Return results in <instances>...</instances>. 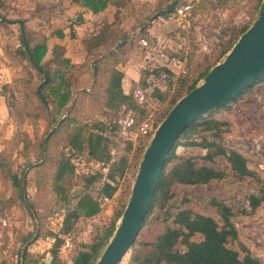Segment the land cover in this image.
I'll use <instances>...</instances> for the list:
<instances>
[{
  "label": "rangeland",
  "instance_id": "obj_1",
  "mask_svg": "<svg viewBox=\"0 0 264 264\" xmlns=\"http://www.w3.org/2000/svg\"><path fill=\"white\" fill-rule=\"evenodd\" d=\"M263 1L129 3L115 15L112 24L104 19L101 35L95 37L94 32H89L82 41L85 46L77 38L65 42L74 61L79 60L83 46L88 58L82 65L61 66L67 71L72 97L59 113L48 89L60 83L59 67L52 65L53 56L46 66L55 74V80L44 90L49 97V106L45 107L37 97L43 77L19 53L21 40L11 30L13 27L19 31V25H10L6 20H24L37 12L38 21L28 25V39L33 46L47 42L52 46V35L69 30L75 23L68 11L70 2L0 0V23L6 36L2 37L5 44L0 46V263H14L40 238L51 246L55 237L61 236L64 244L60 252L71 259L104 237L127 207L145 151L162 120L187 93L184 87L200 86L205 74L224 61L257 20ZM115 70L124 75L127 100L117 109H108L107 89ZM212 119L222 123L221 130L202 132L197 142L205 137L227 151L239 152L255 177L240 178L226 158L212 164L201 161L200 165L224 171V178L208 185L174 186L175 198L169 207L173 212L191 209L220 221L211 203L226 204L232 209L238 233V239L229 247L242 258L249 253L264 264V204L253 211L249 200L251 196L263 197L264 82L213 113ZM76 125L103 130V139L97 143L101 162L88 153L79 154L69 145L68 132ZM180 143L176 154L181 157L202 158L208 153L202 147L185 146V140ZM14 176L22 181L18 188L13 185ZM90 176L98 180L86 189ZM107 183L117 190L111 200L103 203L102 217L82 219L70 234L64 235L68 211L86 193L101 197ZM168 226L172 224L166 221L165 214L155 210L138 245L152 243ZM194 240L201 241L202 237L198 235ZM132 253L133 250L125 257V264H131Z\"/></svg>",
  "mask_w": 264,
  "mask_h": 264
},
{
  "label": "trees",
  "instance_id": "obj_2",
  "mask_svg": "<svg viewBox=\"0 0 264 264\" xmlns=\"http://www.w3.org/2000/svg\"><path fill=\"white\" fill-rule=\"evenodd\" d=\"M74 1L80 7L91 11L93 14L105 12L110 6L116 7L120 12V10L125 9L131 2V0ZM174 5L176 4L174 3L170 9L172 12L174 10ZM6 21L10 25L15 24V22ZM19 23L21 31L19 36L21 40L19 53L29 62L30 66L43 77V82L38 87L37 97L45 107H48L49 97L44 90L46 87L52 85L55 80V74L51 71V68L46 66L48 62H45V58L49 52V47L46 43L31 46L27 36V27L23 22ZM55 34L58 38H64L62 31H57ZM52 56V65H58L59 67V70L57 71L59 75L57 76L59 77L58 79L60 80V83L54 87H48V89H50L51 93L55 97V106L57 111L61 113L64 109H66L72 97L70 91L71 83L68 81L66 75L67 71L65 68L62 69L61 66L63 65L67 67L71 63L69 59L65 58L64 47L55 46L52 51ZM210 71L205 74V78ZM123 79L124 75L120 71L115 70L112 72V80L110 81L111 84L107 89V101L105 103L106 108L117 109L120 103L127 100L122 88ZM262 82H264V76L258 83ZM258 83L253 84L250 88ZM184 88H187V93L184 95L185 97L196 88V85L191 88L188 86ZM250 88L246 89L238 98L242 97V95H244V93ZM182 98L183 97H181V99ZM179 101H177L175 105ZM229 104L223 108L228 107ZM212 115L213 113L194 124V126L190 128L181 139L186 141V143H182L185 146H198L208 150L207 155L202 158H184L177 155L176 148L179 144H181L180 140L176 148L169 156L157 195L144 225L145 227L150 216L155 212V210H158L159 212L165 214L166 221L170 222L172 227H166L165 231L158 235L152 243H140L138 245L137 241L132 249L133 253L131 264H262L260 260L252 257L249 253L242 258L239 252L229 247L231 241H236L238 239V233L232 221V209L226 204L215 201L211 203L212 207L215 208L217 214L220 216V221L208 215L195 213L191 209L178 208L177 211L173 212L171 207H169L170 202L175 198V195L172 192L174 186L208 185L214 181H220L224 178V171L217 170L211 166L200 165L199 163L201 161H206L212 164L218 158H226L232 170L240 178L255 177V174L248 167L247 159L239 152L227 151L224 147L206 140L205 137L202 138L201 142H197L199 138L198 135L200 133L216 132L221 130L222 123L212 119ZM102 131L103 130L96 129L94 127L92 128L88 125H76L70 128V131L68 132L69 145L79 154L88 153L94 160L101 162L102 159L98 154L97 143L103 139L100 135ZM97 180L98 177L90 176L86 179V184L92 185ZM12 181L13 185L17 188L22 185V181L18 178V176H14ZM116 190L117 189L113 184L107 183L102 192L108 198H112ZM57 194L59 196L61 195L60 197L63 196L60 189H58ZM262 194L263 197L261 198L257 196H251L249 198L253 211H256L264 204V187L262 188ZM101 210V205L97 201H95L91 196H85L78 203L75 210L66 216L64 223L65 234H69L71 232L80 216L92 218L98 215ZM124 211L125 210L118 214L114 223L111 225L104 237L97 238L93 245H90L86 250L81 251L74 258V264L96 263L108 242L114 235L117 229V223L122 218ZM198 235L202 237L201 241L194 240V238ZM62 243V239H58L55 248L52 250V256L54 259L53 264H60L59 252ZM179 247H184L185 250H180Z\"/></svg>",
  "mask_w": 264,
  "mask_h": 264
},
{
  "label": "water",
  "instance_id": "obj_3",
  "mask_svg": "<svg viewBox=\"0 0 264 264\" xmlns=\"http://www.w3.org/2000/svg\"><path fill=\"white\" fill-rule=\"evenodd\" d=\"M264 76V1L259 16L204 82L183 97L155 131L120 223L95 264H121L150 213L170 154L201 119L237 99ZM48 257L45 264H52Z\"/></svg>",
  "mask_w": 264,
  "mask_h": 264
},
{
  "label": "crops",
  "instance_id": "obj_4",
  "mask_svg": "<svg viewBox=\"0 0 264 264\" xmlns=\"http://www.w3.org/2000/svg\"><path fill=\"white\" fill-rule=\"evenodd\" d=\"M58 1H59V3H60V1H62V4L66 3L65 1H69L70 2L71 5H69L68 11L73 15L72 18L73 19L75 18V21H74L75 23L72 24V26H73L72 28L73 29L70 28L69 30H59V31L63 32L64 38H58L55 33L52 35L51 42H53L52 43L53 45L51 46L49 42L46 43L48 45V47H49V52H48V54H47V56L45 58V62H47V60L49 58L52 59V51H53L54 47L55 46H61V47L65 48V58L69 59L71 61L72 65H76L77 66V65L85 64L86 60L88 58V52H86V47H84L85 44H83L82 41L84 40L85 37H87V34L89 32H94V36L95 37L101 35L102 33L100 32V29H102V28L100 27V25L103 23L104 19L105 18L107 19L108 24H112L116 20V16L115 15H119L120 14L119 10L116 7H114V6H110L105 12H102V13H99V14H93L91 11L80 7L74 0H73V3H72V0H57V2ZM135 1H140V0H131V2H135ZM142 1H145V0H142ZM31 2H33V1H31ZM37 4H41V3H37ZM123 10L124 9H122L120 11H123ZM37 14H38L37 12H35V13L33 12V13H31L29 15L28 18H25L24 20L20 19L19 21H14L15 24H13V26H16V23H17V25H19V31H18V29L16 30L13 27H12L11 30L14 33L16 32L15 33V38L17 40L20 39L19 36H20V33H21V31H20V23L19 22H23L25 24V26L27 27V32H28V29H29L28 25L31 24L32 22H34L35 20L38 21V19H36L38 17ZM0 17H1V15H0ZM7 18L10 19L11 17H7ZM2 29L3 28H2V25L0 23V46L5 44V42L2 39V37H6L4 32H2ZM95 30H98V33H96ZM76 38H77V40H76ZM72 39L76 40L77 42H79L81 44V46H82V44L84 45L82 47L81 53L78 55V56H80L79 60L76 59V61L73 60V54H72V52L69 51L70 47L67 46V44L65 43L67 41H71ZM31 46H33V45L31 44ZM19 47H21V41H20ZM76 58H77V56H76ZM5 69H7V68H5ZM123 81H124V79H123ZM123 81H122V83H123ZM122 88H123V84H122ZM91 186L87 185V184L84 185V187H86V189H87V187H91ZM85 196H91L95 201H97L101 205L102 210H101V212L98 215H96V216H94L92 218H87V217H84V216H80V218L76 222V224L78 222H80L82 219H87V220L100 219V217H102V215L104 213L103 212L104 211V204L103 203L105 201L111 200L114 197L113 196L112 198H108L102 192L101 193V197H99L97 199L94 196H92L91 194L86 193V194H84L82 197H80L78 199V201L76 202V205L70 211H68V214L75 210V208L78 205V203ZM62 200H66V198H64ZM65 219H66V217H65ZM64 223H65V220H64ZM76 224L74 225V227L76 226ZM74 227H73V229H74ZM73 229L71 230V232L73 231ZM63 230H64V225H63ZM63 234L67 235V234H65V231H63ZM58 239H62V237L61 236H56L55 237V242L54 241L51 242V240L49 239V242H51L50 243L51 246L47 245V243H46V241L44 239H42V238L37 239L35 242H33V243H31L29 245V247L27 248V251H26L27 254L23 253V254L19 255V259L14 261V263H10L9 261L8 262L7 261H2L0 264H45L48 257H52V260H54L53 256H52V250L55 248ZM39 240H41L40 241L41 243L38 242ZM62 241H63V243L61 245L60 251L62 250V246L64 244V239H62ZM52 245H53V247H52ZM45 246H47V247H45ZM60 253L61 252H59L60 264H74L73 263L74 262V257L71 256L72 258L70 259L69 255L66 256V255H63L62 253L60 255ZM12 262H13V260H12ZM52 264H53V261H52Z\"/></svg>",
  "mask_w": 264,
  "mask_h": 264
},
{
  "label": "bare ground",
  "instance_id": "obj_5",
  "mask_svg": "<svg viewBox=\"0 0 264 264\" xmlns=\"http://www.w3.org/2000/svg\"><path fill=\"white\" fill-rule=\"evenodd\" d=\"M121 264H125V262L123 261V263H121Z\"/></svg>",
  "mask_w": 264,
  "mask_h": 264
},
{
  "label": "built area",
  "instance_id": "obj_6",
  "mask_svg": "<svg viewBox=\"0 0 264 264\" xmlns=\"http://www.w3.org/2000/svg\"><path fill=\"white\" fill-rule=\"evenodd\" d=\"M144 130V129H143ZM145 133H147V131H145Z\"/></svg>",
  "mask_w": 264,
  "mask_h": 264
}]
</instances>
